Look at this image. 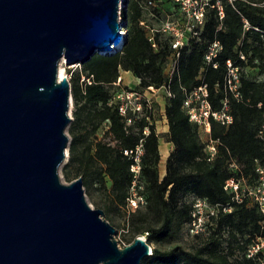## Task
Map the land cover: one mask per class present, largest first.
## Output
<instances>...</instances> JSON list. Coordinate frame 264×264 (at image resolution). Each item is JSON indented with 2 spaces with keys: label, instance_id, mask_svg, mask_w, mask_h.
<instances>
[{
  "label": "trees",
  "instance_id": "16d2710c",
  "mask_svg": "<svg viewBox=\"0 0 264 264\" xmlns=\"http://www.w3.org/2000/svg\"><path fill=\"white\" fill-rule=\"evenodd\" d=\"M155 1L164 9L174 3V0ZM141 2L127 0L124 8L125 45L113 55L95 54L82 65L81 71L71 74L74 110L65 177L71 181L82 178L87 188L97 183L107 189L110 183L113 200L127 205L135 178L131 171L134 160L124 151L135 150L143 140L136 186L145 204L132 214L140 222L133 229L128 245L137 236L146 234L150 245L173 242L181 228L189 227L194 220L193 198L206 200L218 211L210 217L203 232L192 235L201 240L194 249L155 247L142 264H264V248L248 256L249 249L264 239V215L250 197L244 196L237 202L234 194L225 190L232 178L254 186L258 179L257 164L264 165V139L260 136L264 126V81L249 79L243 73L247 67L264 71V0H236L233 4L222 0V19L217 9H209L200 39L192 40L182 50L178 73L171 81L166 63L172 49L158 34L155 36L158 48L152 47L146 27L141 25L146 22ZM214 42L222 46L215 59L217 68L205 62ZM227 61L241 70L239 98L225 90ZM120 70L132 72L141 80L144 90L169 86L173 94L166 98L165 115L169 142L174 149L166 159L162 179L160 135L154 114L146 112L127 125L119 113L114 89L121 77ZM84 76L91 84L82 81ZM203 81L208 86L213 110L220 111L228 100L233 116L228 127L211 121V138L218 141V151L212 160L200 128L190 122L183 107L185 92L200 87ZM104 123L109 124L110 141L98 138ZM146 128L150 131L148 135L144 134ZM225 208L231 211H224Z\"/></svg>",
  "mask_w": 264,
  "mask_h": 264
},
{
  "label": "water",
  "instance_id": "95a60500",
  "mask_svg": "<svg viewBox=\"0 0 264 264\" xmlns=\"http://www.w3.org/2000/svg\"><path fill=\"white\" fill-rule=\"evenodd\" d=\"M121 1L0 0V264H142L153 253L144 236L121 248L82 178L59 176L74 105L60 63L125 45Z\"/></svg>",
  "mask_w": 264,
  "mask_h": 264
},
{
  "label": "built area",
  "instance_id": "2783aa9c",
  "mask_svg": "<svg viewBox=\"0 0 264 264\" xmlns=\"http://www.w3.org/2000/svg\"><path fill=\"white\" fill-rule=\"evenodd\" d=\"M228 3L233 4L236 0H227ZM173 9L168 13L166 19L159 28H150L146 22H141V25L146 27L149 41L152 47L156 50L158 48L155 36L158 34L162 39L167 41L172 49V54L166 63V73L169 81L174 75L178 73L179 62L182 50L187 47L192 40H199L206 24V15L209 9H217L219 16L224 17L222 0H174ZM140 7L145 12L156 7L155 0H142ZM121 13V12H120ZM121 29L120 33L126 38L125 21L119 19ZM248 29V23L246 22ZM118 49L117 46L113 47ZM222 46L219 42H214L209 46V50L205 55V62L207 65H213L217 68L218 64L215 62ZM242 59L245 57L242 55ZM227 75L225 79V90L230 92L235 98L240 97L241 87V70L235 66L231 61H227ZM200 79L204 80L200 76ZM87 81L91 84L90 79L84 76L82 81ZM121 77L116 84H120ZM164 90L168 97H173L169 86L162 88L148 87L145 89L147 93L155 94L160 90ZM115 101L118 105L120 115L125 119L127 125H132L135 117L143 116L146 112L154 113V101L152 97L140 91H122L116 94ZM183 107L186 110L190 122L197 125L200 131L206 135V151L209 155V160L215 158L217 154L218 141L211 138V121L214 120L223 126H230L233 123V116L230 113L228 100L223 102V108L220 111L213 110L209 101L208 86L204 83L190 92H185V99ZM132 113V115H131ZM147 119H150L147 117ZM150 133L149 128L144 130V134ZM260 136L264 139V126L260 131ZM124 154L134 160L131 171L134 173L135 181L131 188V193L127 198V207L136 211L144 206L145 199L136 190V180L139 178L141 171V157L143 155V140L136 147L135 150H126ZM235 167V165L233 166ZM256 173L258 174L257 182L254 186L247 185L245 181L236 180L234 178L227 181L225 190L234 194V200L241 202L244 196L250 197L258 204L262 214L264 215V165L257 164ZM193 222L189 226L192 234H198L205 230L206 223L209 222L210 217L217 214L218 209L211 207L206 200L200 198H193ZM224 211H231V208H225ZM264 248V239H259L248 252V256L252 257Z\"/></svg>",
  "mask_w": 264,
  "mask_h": 264
},
{
  "label": "rangeland",
  "instance_id": "374dc122",
  "mask_svg": "<svg viewBox=\"0 0 264 264\" xmlns=\"http://www.w3.org/2000/svg\"><path fill=\"white\" fill-rule=\"evenodd\" d=\"M161 4L156 1V7L146 10L144 13V17L146 20V24L150 28H159L160 25L163 23V21L166 19V16L168 15L169 11L171 13L172 9L174 8L173 5H168L165 9L161 8ZM164 9V10H161ZM123 11L121 10V21L123 22ZM63 66L65 77L68 78L69 81H71V74L77 73L82 70L83 66H80L78 64L74 65H66V61L62 60L60 63V66ZM60 68V67H59ZM244 75L252 80L262 82L264 81V71L259 68H251L247 67L243 70ZM119 75L121 76V82L120 84H116L114 89V94L116 95L119 92L122 91H140L143 93H146L148 96L152 97L154 101V124L157 129V133L160 135V154H161V161L159 164V173L160 178L162 179L165 176L166 173V159L170 155V153L173 151L174 146L172 143L169 142L168 138V122L165 115V107H166V98L167 95L165 91L162 89L155 94L147 93L144 89L141 88L140 83L141 80L136 77L132 72H125L123 70H120ZM72 108V112H73ZM73 116V114H72ZM138 120V118H136ZM109 130V124L104 123L101 127V129L98 132V138L103 139L106 141H110L111 137L107 134V131ZM67 134L70 137V143L72 140V137L69 133V127L67 129ZM202 140H206V135L201 132ZM69 158L66 159V161L63 163V165L59 169V176L61 179V182L63 184H70L76 179L68 180L65 177L64 174V166L68 163ZM162 163L165 164V172H163V166ZM110 183H108V188L105 189L101 187L99 184H94L90 188L84 187L85 191V197L88 202V204L93 209H100L104 212V216H102L103 219L107 220L112 226L115 227L117 233L115 235L116 240L118 241L121 248H124L128 245V242L131 239V233L133 229L137 226H139V217H132V214L134 211L130 210L127 205H119L114 200L110 193ZM137 190V186H136ZM146 234L144 237L147 238ZM193 234L190 231L189 227L183 226L181 230L177 233V237L173 242H165L162 244H151L152 248H160L162 250H168L175 247H183L187 250L194 249L200 242V239H197L196 237L192 236Z\"/></svg>",
  "mask_w": 264,
  "mask_h": 264
},
{
  "label": "bare ground",
  "instance_id": "6f19581e",
  "mask_svg": "<svg viewBox=\"0 0 264 264\" xmlns=\"http://www.w3.org/2000/svg\"><path fill=\"white\" fill-rule=\"evenodd\" d=\"M124 4H125V0H122L121 1V10H124ZM60 68H59V78L60 79H63V78H65V72H64V68H63V66L61 65V66H59ZM162 166H163V172H165V164L164 163H162Z\"/></svg>",
  "mask_w": 264,
  "mask_h": 264
}]
</instances>
